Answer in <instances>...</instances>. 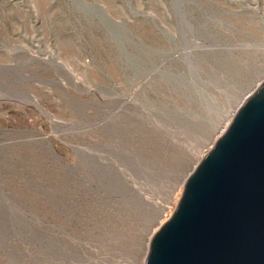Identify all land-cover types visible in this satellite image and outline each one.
I'll list each match as a JSON object with an SVG mask.
<instances>
[{"label":"rangeland","instance_id":"374dc122","mask_svg":"<svg viewBox=\"0 0 264 264\" xmlns=\"http://www.w3.org/2000/svg\"><path fill=\"white\" fill-rule=\"evenodd\" d=\"M263 80L264 0H0V264H142Z\"/></svg>","mask_w":264,"mask_h":264},{"label":"water","instance_id":"95a60500","mask_svg":"<svg viewBox=\"0 0 264 264\" xmlns=\"http://www.w3.org/2000/svg\"><path fill=\"white\" fill-rule=\"evenodd\" d=\"M213 144L145 264H264V80Z\"/></svg>","mask_w":264,"mask_h":264},{"label":"bare ground","instance_id":"6f19581e","mask_svg":"<svg viewBox=\"0 0 264 264\" xmlns=\"http://www.w3.org/2000/svg\"><path fill=\"white\" fill-rule=\"evenodd\" d=\"M232 119V118H231ZM229 124V123H228ZM226 128V127H225ZM225 130V129H224ZM182 190H183V187L182 188H180V190H178V197H176L177 198V200L175 201V205L173 206L174 208V210H175V208H176V206H177V204H178V202H179V200H180V197H181V195H182ZM150 241H148V243H149ZM148 245H150V243L148 244ZM149 247V246H148ZM147 247V248H148ZM148 250H149V248H148ZM147 254H148V251H147ZM147 254H146V256H145V258L143 259V263L142 264H145V260H146V257H147Z\"/></svg>","mask_w":264,"mask_h":264}]
</instances>
